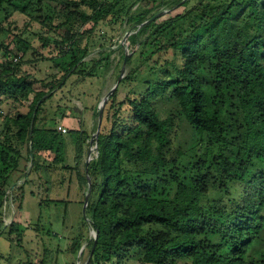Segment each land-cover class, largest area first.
I'll return each instance as SVG.
<instances>
[{"label": "trees", "instance_id": "obj_1", "mask_svg": "<svg viewBox=\"0 0 264 264\" xmlns=\"http://www.w3.org/2000/svg\"><path fill=\"white\" fill-rule=\"evenodd\" d=\"M179 6L183 13L151 20ZM5 8L40 22L53 34L41 35L43 49L56 52L47 57L21 34L18 55L7 47L0 63V237L21 241L23 229L5 227L4 212L10 203L21 211L32 181L48 194L75 175L84 201L90 193L85 226L97 232L87 264H264V0H0ZM111 22L133 28L134 65L122 84L144 91L121 103L113 93L104 112L111 126L101 127L98 154L82 172L91 135L48 126L47 103L71 76L109 67L113 51L85 59L96 29ZM81 24L92 27L80 33ZM46 61L59 71L36 79L28 69ZM163 103L176 106L166 119ZM177 123L189 136L175 148ZM70 134L74 166L66 164ZM64 202L47 196L40 206ZM81 248L77 238L69 251Z\"/></svg>", "mask_w": 264, "mask_h": 264}, {"label": "rangeland", "instance_id": "obj_2", "mask_svg": "<svg viewBox=\"0 0 264 264\" xmlns=\"http://www.w3.org/2000/svg\"><path fill=\"white\" fill-rule=\"evenodd\" d=\"M199 0H192V5L197 4ZM185 11V7L162 9L157 14H161L158 22H162L172 18ZM102 24L92 35L90 44L91 54L85 59L87 63L98 61L105 54L111 53L109 67L98 68L93 76L81 77L78 74L71 76L69 81L62 89H58L55 96L47 103L51 109L49 115L52 116V109L58 103H63L65 107V115L67 110L71 113V121L69 126L64 127L69 131L85 130L91 135V139L85 144V153L80 164L83 172L84 167L89 162V155L96 157L95 145L92 144V138L98 127V113L104 97L116 85L122 75L124 61L121 58L122 50L132 53L127 39L134 33L132 26ZM92 24L77 26L78 32L83 33L91 29ZM119 28V29H118ZM47 30V29H46ZM24 34V38L28 39L36 48L50 57L55 53L54 46L43 49L41 35H53L49 31L41 29L40 22L30 21L29 17L14 12L12 9L5 8L0 11V63L5 61L4 51L9 47L13 54L18 55L15 48L14 39L16 36ZM113 36L114 39H113ZM80 44L85 40H79ZM100 45H105L101 47ZM63 59V58H62ZM62 61L58 59V63ZM67 57L64 62H68ZM57 64V63H55ZM54 63L49 61L30 66L29 72L39 80L47 79L50 75L59 71ZM134 65V64H133ZM133 65H126L125 76L133 69ZM92 65L89 64L85 68V73L91 70ZM50 79V78H49ZM118 102L126 101L128 96L138 94L144 91V86L136 81L119 84L117 87ZM160 101V100H159ZM158 101V102H159ZM29 104V103H27ZM110 100L106 102L104 112L109 111ZM176 106L170 103H163L160 112V118L166 119L169 114L175 113ZM25 112L26 108L20 109ZM63 113V114H64ZM55 125L58 128L62 119L58 118L50 121V126ZM4 122L0 121V132L3 129ZM111 121H105L103 117L102 127L108 129ZM63 127V126H62ZM189 129L186 123L176 124L171 137L175 141V148L185 144L188 140ZM67 156L66 164L74 166V150L71 143L74 144V137L70 134L67 136ZM73 150V151H72ZM44 158L52 161L54 155L44 153ZM16 175L12 177L11 183L14 184ZM25 179L20 180L17 185L23 184ZM10 192V191H9ZM8 192V193H9ZM33 192L34 197L31 196ZM24 199L22 209L18 211L14 209L12 203H8L5 210L4 222L5 227L11 225L13 221L19 224L23 229L21 241L17 233L9 235L8 232L0 237V264H86L89 257L88 242L94 236V230L84 223V198L77 187V177L74 175L72 183L50 185L49 193H45L44 189L37 181H32L26 186L24 191ZM20 194V193H19ZM49 197L53 200H64V203L51 204L44 207L40 206V201ZM16 205V203H14ZM18 205V202H17ZM17 207V206H16ZM17 210V212H16ZM16 215V216H15ZM15 218V219H14ZM81 238L82 252L78 255L70 252V248L75 239ZM130 264V263H129ZM139 264V263H132Z\"/></svg>", "mask_w": 264, "mask_h": 264}, {"label": "water", "instance_id": "obj_3", "mask_svg": "<svg viewBox=\"0 0 264 264\" xmlns=\"http://www.w3.org/2000/svg\"><path fill=\"white\" fill-rule=\"evenodd\" d=\"M161 16V14H156L151 20H155V19H158L159 17ZM130 53L126 52V56H125V60H124V66H123V70H122V75L121 77L119 78L118 82L116 83V85L108 92V94L104 97L103 99V102L100 106V109H99V117H98V127H97V131L94 135V137L92 138V144L94 143V139L99 135L100 131H101V127H102V122H103V117H104V107L106 105V102L110 99V97L113 95V93L117 90V87L119 86V84L121 83V80L124 79L125 77V70H126V65H127V61L130 57ZM97 150V148H96ZM96 153L98 154V151H96ZM92 159H91V154L89 155V161L90 162ZM89 186H90V180H89ZM89 198H90V193H88L86 195V199H85V203H84V214H85V211H86V208L88 206V202H89ZM93 238L95 239V243H96V240H97V232H94V236ZM82 248L80 250V253L82 252ZM91 256L89 257L88 261L90 260ZM87 261V262H88ZM87 264V263H86Z\"/></svg>", "mask_w": 264, "mask_h": 264}, {"label": "crops", "instance_id": "obj_4", "mask_svg": "<svg viewBox=\"0 0 264 264\" xmlns=\"http://www.w3.org/2000/svg\"><path fill=\"white\" fill-rule=\"evenodd\" d=\"M64 110H65V107L63 106V103H58L55 106H53L52 116L48 115V126H50V123H52L50 121L55 120V118L56 119L57 118L62 119L61 117H62L63 113L65 112ZM47 111H48V114L51 113V109L49 108L48 105H47ZM70 113L71 112L69 110H67V113H66L67 116L64 119H62L61 124H58V125L63 126V127L69 126V124H70L69 122L72 119ZM54 123H56V121Z\"/></svg>", "mask_w": 264, "mask_h": 264}, {"label": "built area", "instance_id": "obj_5", "mask_svg": "<svg viewBox=\"0 0 264 264\" xmlns=\"http://www.w3.org/2000/svg\"><path fill=\"white\" fill-rule=\"evenodd\" d=\"M15 60H17V59H15ZM57 129H58V131L61 132L62 134H66V132H67V130H66L64 127H62V126H59ZM93 146H95V151H96L97 146H96V145H93ZM96 156H97V155H96ZM91 159H93V158L91 157Z\"/></svg>", "mask_w": 264, "mask_h": 264}]
</instances>
